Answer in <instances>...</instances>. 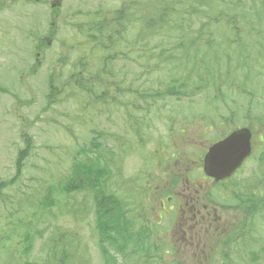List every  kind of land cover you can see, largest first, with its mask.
<instances>
[{
  "label": "rangeland",
  "instance_id": "374dc122",
  "mask_svg": "<svg viewBox=\"0 0 264 264\" xmlns=\"http://www.w3.org/2000/svg\"><path fill=\"white\" fill-rule=\"evenodd\" d=\"M53 1L58 0H0V183H5V188L0 190V230L5 223L15 220L10 213L16 205L37 203L39 194L64 182L76 161L85 160L84 151H95L97 153L93 154L102 155L109 167L110 186L122 194L130 210L132 204L142 198L144 204L153 207L151 214L143 212L145 221L136 218L137 228L148 226L162 232L166 229V232L155 233L153 239L157 243L166 240L167 248L177 253L179 264H202L195 258L200 259L204 254H210L212 261L207 262L205 258L203 264H223L219 253L220 241L227 238L223 234L228 230L239 233L236 229L243 220V214L232 208L236 205V202L231 203L236 197L233 195L238 192L245 200L253 195L257 202L251 199L254 205L264 204V161H261L258 133L253 158L225 185H215L205 175L199 176L198 162L201 163L215 139L235 128L247 127L249 119L253 125L262 109L264 4L258 0L256 9L240 23L239 33L246 39L242 51L249 52V56L235 55L221 43L226 30L230 31L229 45L238 39L229 26H212L219 40L213 64L218 76L225 77L222 91H208L200 98L196 95L178 102L165 95H161L162 100L152 97L146 100L145 89L138 87V83H129L134 80L133 73L138 75L141 69L134 61H117L112 73L109 61L95 63L99 49L68 28L73 23H89L97 17L94 14L98 10L114 11L124 2L130 6L129 0H59L61 6L52 9ZM242 4L239 2L238 8ZM247 6L251 4L247 2ZM226 10L231 15L234 4L228 2ZM209 22L206 19V23ZM133 35L134 31L127 37L131 39ZM192 36L196 37V32ZM41 38L42 49L36 48ZM151 54L152 50L148 49L147 57ZM242 66H248L244 83L241 74L245 75L246 71ZM104 70L107 73L102 72ZM233 71L234 82H231L229 76ZM166 75V70L157 73V82L162 87L168 82ZM91 76L95 84H90ZM50 85L54 91L50 90ZM136 92L142 94L137 98ZM215 99L220 100L210 112L197 107L199 103L205 105L203 102ZM216 113L232 114L223 119ZM189 121L194 123L196 131H202L200 135L193 131L183 134L184 128H190L186 124ZM25 148H28L25 160L20 162L18 170L15 163ZM159 148H164L163 156L158 153ZM166 148L174 155L170 156ZM176 170L174 176L179 178L180 185L174 187L168 174ZM199 183H202L200 188ZM143 189L150 191L149 200L142 193ZM224 198L227 202L223 208ZM69 201L77 206L91 205L93 192L82 189L71 197L62 198L58 208ZM160 208H164L165 219L160 215L156 217ZM261 208V212L250 215L246 227V242L251 241V245L246 247L241 236L230 233L225 254L232 264H247L253 254L264 250V205ZM93 222L94 217L90 216L79 225V230L90 246L93 264H104L101 251L92 240ZM11 229L18 237L11 239V233L4 242L21 241L25 229L15 231L14 225ZM47 235L45 231L43 238L37 236L33 252L27 258L22 257L19 264L26 261H29L27 264H44ZM206 236L216 238L213 240L215 251L206 250L202 241ZM2 246L5 247L3 243ZM126 255L127 262L123 261L121 253L116 255L119 264H135L138 255L131 249ZM172 257L176 255L163 254L164 261L171 262ZM7 261L8 256L0 248V264ZM140 262L150 263L143 255ZM259 264H264V258Z\"/></svg>",
  "mask_w": 264,
  "mask_h": 264
},
{
  "label": "trees",
  "instance_id": "16d2710c",
  "mask_svg": "<svg viewBox=\"0 0 264 264\" xmlns=\"http://www.w3.org/2000/svg\"><path fill=\"white\" fill-rule=\"evenodd\" d=\"M219 5V0H140L139 6L132 7V9L135 11L136 18L138 17V21L136 20L137 23L139 22L138 33L143 35V40H136L133 49L129 51L128 54H132L135 49L137 52L138 64L142 67H148L150 64H153L154 67L167 66L170 64L175 66L170 74L171 86L175 91V96L181 99H192L196 96V93L189 90L184 80L187 81L188 84H190V88H192L193 85L198 82L200 73L196 72V74L192 76L190 66L182 68L188 57L189 48L186 46V42L188 41L187 34L191 33L193 23H198L202 26L203 29L200 28L196 30L197 36L193 37L194 40L191 41V48H194L196 43L202 40L199 68L207 67L211 69L210 74L213 80L218 81V78L214 77V71L216 69L213 68L212 61L209 59L211 57L210 51L213 49L216 40V35L213 33L212 26H217L218 22L222 19H229L233 14L231 13L230 15L227 10L222 13ZM232 12H234V10H232ZM94 15L97 17H94L87 23V35L89 37H96L99 52H103L108 61L115 60L116 57H125V52L114 51V57L109 55L108 52L112 49L109 48L107 42L111 41L104 38L101 34H109L111 40L118 46L120 38L113 30L121 33L129 24L136 26L135 18L128 10V7L124 6L116 12L115 18L113 19V21H116L113 30H111V26L108 25V13L104 10H99L95 12ZM206 19L210 22L206 23ZM147 30H149V32ZM232 32H234L237 38L241 36L240 33L236 31ZM229 33L230 31L228 32L227 30L223 33L225 37L221 39V43L223 45L224 43L226 44L224 47H229ZM147 37L151 41L150 44L146 41ZM155 40H157V42H152ZM163 40L164 42H172L174 45L172 47H165ZM236 41H238V39L231 42V44ZM148 49L152 50V54L147 57L146 53ZM195 89H200V86L195 87ZM158 93V91L148 92L145 98L146 100L151 97L155 100H162L161 95ZM248 94L251 95V92ZM84 152L87 154L85 160L82 161V159H80L76 161L73 168H71V173L64 182H60L57 187L49 188L45 194H39L37 203L33 205L29 203L27 206L16 205V209L10 213L12 219L15 220L11 223H5L0 230V248L2 249V253L8 256L6 264H15V258L18 253L22 256L29 257L33 252L37 236L43 238L45 231L48 235L44 238V263L93 264L94 259L90 246L79 230V225L89 219L90 216L94 217L95 234L92 236V240L96 247L100 249L104 264H119L116 255L120 253L122 254L123 261L127 262L126 253L130 249L131 252L138 255L135 264H140V257L142 255L148 256L152 248L159 249L164 247V244L161 243L160 246H157L153 239V235L160 232L159 229L151 230L148 226H144V229H142V226L137 228L136 225L139 224L136 218L139 219L140 222L145 221L143 212L151 214L153 207L149 204H144V198H142L136 200L132 204L133 208L130 210L128 202L123 198L122 194L120 192H115L114 187L110 186L112 179L109 167L107 163L104 162L103 156L93 154L97 153L95 151ZM26 153L27 150L21 152L19 155L17 161L18 170L21 166L20 162ZM89 154H91L92 157L89 156ZM231 180L222 184L225 185ZM4 186V182L0 183V190ZM82 189L93 192V204L88 206H77V204L74 205L69 201V203H64L65 205L63 207L58 208L62 198L71 197ZM228 189L229 188L225 190ZM142 193L149 200L148 190L143 189ZM233 196L236 197L232 198L231 203L236 202V205L232 206V208L243 214V216H241L243 220L238 223L239 227L236 229L239 233L228 230L223 234V237H227L220 241L221 249L219 253L222 255L223 264L233 263L230 262V259H228V256L225 254L226 246L231 240L230 233L232 235L241 236V239L244 240L243 244L246 247L251 245V241L246 242L245 238L249 217L250 215L252 216L261 212V207L264 205L263 203L254 205L251 201V199L254 201L253 195H251V199L247 200L239 196L238 192ZM224 199L223 208L225 201L227 202V199ZM247 201L249 206H247ZM254 202L257 203L256 201ZM3 206L7 205L3 204ZM54 209L58 210L53 211ZM246 214L248 215L246 216ZM61 222H68L70 225L64 226ZM50 224L51 228L53 227L52 231ZM13 225L15 226V231L18 229H25V233L22 235L23 239L14 244L5 243L4 241L9 239L11 233H13L11 229ZM39 226H43V228H39ZM7 232H9L10 235ZM4 233L3 240L2 236ZM6 233L8 236H6ZM17 237L18 236L13 233L11 239ZM215 239L216 238L211 239L209 236L202 239L205 243L206 250L211 252L216 250V247L214 248L215 241L213 242ZM2 243L5 247L2 246ZM248 255L250 256V252ZM263 256L264 250H260L257 254H253L251 259L249 258L250 261L247 262V264H259L263 262ZM205 258L207 262H210V259L212 261V256L210 254H204L202 258H196V260L203 264Z\"/></svg>",
  "mask_w": 264,
  "mask_h": 264
},
{
  "label": "water",
  "instance_id": "95a60500",
  "mask_svg": "<svg viewBox=\"0 0 264 264\" xmlns=\"http://www.w3.org/2000/svg\"><path fill=\"white\" fill-rule=\"evenodd\" d=\"M252 138L251 130L242 128L213 145L206 154L205 175L216 183L231 179L246 160L251 157Z\"/></svg>",
  "mask_w": 264,
  "mask_h": 264
},
{
  "label": "flooded vegetation",
  "instance_id": "af4514ba",
  "mask_svg": "<svg viewBox=\"0 0 264 264\" xmlns=\"http://www.w3.org/2000/svg\"><path fill=\"white\" fill-rule=\"evenodd\" d=\"M261 100H262V105H261V111L260 113L257 115V118L255 120V122H253V125H252V119H249V124H247V127L246 128H249L253 134V142H252V146H253V154H254V151H255V148H257L255 146V141H256V136H257V133H258V143L261 145L262 148L261 149V154L263 155L261 161L263 163L264 161V95L261 96ZM256 128V129H255Z\"/></svg>",
  "mask_w": 264,
  "mask_h": 264
},
{
  "label": "bare ground",
  "instance_id": "6f19581e",
  "mask_svg": "<svg viewBox=\"0 0 264 264\" xmlns=\"http://www.w3.org/2000/svg\"><path fill=\"white\" fill-rule=\"evenodd\" d=\"M197 8V7H196ZM200 11V10H199ZM203 12V11H202ZM192 17V16H191ZM202 18V17H201ZM162 27V26H161ZM165 28V27H164ZM151 30V29H150ZM148 32H149V30H147ZM147 35V34H146ZM148 36V35H147ZM148 38V37H147ZM235 40H237V39H235ZM234 40V41H235ZM233 42V41H232ZM190 90V89H189ZM198 90V89H197ZM193 93V92H192ZM153 94V93H152ZM215 95V94H214ZM156 96V95H155ZM203 96V95H202ZM212 96V95H211ZM200 98V97H199ZM202 98V97H201ZM206 98V97H205ZM209 97H207V99H208ZM204 99V98H203ZM238 198V197H237ZM236 199V198H235ZM240 200V199H239ZM31 244H33V243H31ZM30 245V244H29ZM34 246V245H33ZM30 248V247H29ZM33 248V247H32ZM27 249V248H26ZM29 251V250H28ZM23 253V252H22ZM27 254V253H26Z\"/></svg>",
  "mask_w": 264,
  "mask_h": 264
}]
</instances>
